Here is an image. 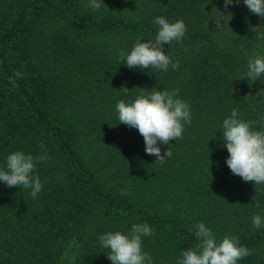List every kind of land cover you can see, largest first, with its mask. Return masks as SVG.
Here are the masks:
<instances>
[{
	"label": "trees",
	"instance_id": "1",
	"mask_svg": "<svg viewBox=\"0 0 264 264\" xmlns=\"http://www.w3.org/2000/svg\"><path fill=\"white\" fill-rule=\"evenodd\" d=\"M87 2L0 0V169L14 151L50 157L33 173L37 198L0 182V264H112L99 236L138 223L154 230L142 238L152 264H179L200 222L253 250L237 264H264V227L252 224L264 184L231 172L221 139L233 109L264 130V75L247 79L249 59L264 56V18L243 0ZM157 16L187 26L163 46L179 68L127 67L117 51L154 40ZM153 88H178L192 117L182 139L158 143L172 153L162 162L116 111Z\"/></svg>",
	"mask_w": 264,
	"mask_h": 264
},
{
	"label": "clouds",
	"instance_id": "2",
	"mask_svg": "<svg viewBox=\"0 0 264 264\" xmlns=\"http://www.w3.org/2000/svg\"><path fill=\"white\" fill-rule=\"evenodd\" d=\"M240 0H224V6ZM248 9L264 18V0H243ZM92 11L101 10L104 0H88L87 5ZM154 24L158 32L154 40L141 42L138 39L130 52L119 49L117 55L121 62L129 68L158 69L167 72L179 68V62H174L163 46L174 41H182L187 26L183 20L170 22L163 16H157ZM247 79L256 81L264 75V56H254L247 65ZM15 78H23V74L15 72ZM15 86V80L10 78ZM147 90V89H146ZM179 89L147 90L131 103L121 100L116 105L119 123L135 128L142 135L145 152L163 161L171 157L168 149L161 155L159 144L169 145L170 142L183 138L185 125L191 124V110L187 101L178 98ZM255 121L239 118L237 109L223 120L221 139L229 153L226 164L234 175L245 182L255 185L264 184V130H255ZM41 149L45 146L40 145ZM50 159L46 152L39 155L14 151L6 157V167L0 169V182L7 187L20 186L31 189L30 195L37 198L42 191V183L38 175H33L39 163ZM254 199V197H253ZM256 207H260L257 202ZM252 224L259 229L264 227V217L257 214L252 218ZM190 231L194 232L198 241L195 249L182 250L179 264H237L253 253L246 245H241L236 236L225 235L217 242L215 234L203 222L197 223ZM154 235V230L147 223L133 224L128 233L120 231L106 232L99 236L100 244L109 249L107 258L112 264H152L150 253L143 250V237Z\"/></svg>",
	"mask_w": 264,
	"mask_h": 264
}]
</instances>
